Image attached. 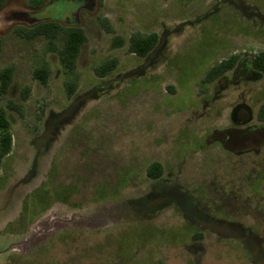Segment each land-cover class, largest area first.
Wrapping results in <instances>:
<instances>
[{
	"label": "rangeland",
	"instance_id": "374dc122",
	"mask_svg": "<svg viewBox=\"0 0 264 264\" xmlns=\"http://www.w3.org/2000/svg\"><path fill=\"white\" fill-rule=\"evenodd\" d=\"M43 21L84 31L72 72L15 32ZM135 33L159 37L145 58L127 51ZM260 52L264 0H4L0 109L21 108L6 109L0 264H264V84L241 64ZM230 56L236 69L203 84ZM44 66L46 85L32 76Z\"/></svg>",
	"mask_w": 264,
	"mask_h": 264
},
{
	"label": "trees",
	"instance_id": "16d2710c",
	"mask_svg": "<svg viewBox=\"0 0 264 264\" xmlns=\"http://www.w3.org/2000/svg\"><path fill=\"white\" fill-rule=\"evenodd\" d=\"M49 0H27V6L31 10L42 9ZM101 5L102 0H97ZM4 0H0V7L3 5ZM99 26L106 32L112 31L109 26L108 20L104 17H97ZM16 34L24 39L33 40L36 38L44 39L49 49L56 53L60 65L67 72H72L76 67V62L80 54V50L86 42V36L84 31L78 26H64L57 21H43L31 25L28 28H16ZM159 41V37L155 33L151 34H132L128 39L127 51L129 54H133L138 58H145L156 47ZM237 56H230L229 58L220 61L211 68H209L203 78V84H210L220 78L223 74L234 71L236 69ZM244 66L245 73L255 71L261 75L262 82L264 84V52L258 53L249 60L241 63ZM117 65L116 58H110L101 63L96 69L95 73L98 77L103 78L107 76ZM14 68L8 66L0 70V96L7 95L9 87L12 82ZM32 76L35 80H38L42 85H46L49 70L48 68L40 67L33 71ZM29 89L25 87L23 89L22 101L26 100V96ZM74 92L73 84H69L67 88V96L70 97ZM20 105H15L9 101L6 108L0 109V167L2 159L5 158L10 150L12 144V138L10 133V122L6 115V109L18 112ZM257 121L264 125V104H261L256 114ZM253 130L248 131L251 133ZM245 131H242L244 133ZM234 134V135H233ZM240 135V136H239ZM239 136V137H238ZM244 134L232 133L230 141L228 142H243ZM238 137V138H237ZM161 167L158 163H152L146 170V175L150 179H157L161 175ZM163 264V263H158Z\"/></svg>",
	"mask_w": 264,
	"mask_h": 264
}]
</instances>
